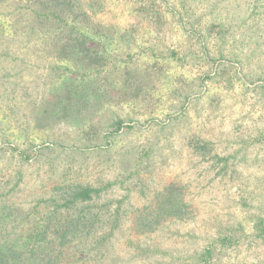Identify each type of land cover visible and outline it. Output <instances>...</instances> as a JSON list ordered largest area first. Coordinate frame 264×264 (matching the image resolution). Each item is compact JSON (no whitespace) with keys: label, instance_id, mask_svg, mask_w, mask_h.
<instances>
[{"label":"rangeland","instance_id":"1","mask_svg":"<svg viewBox=\"0 0 264 264\" xmlns=\"http://www.w3.org/2000/svg\"><path fill=\"white\" fill-rule=\"evenodd\" d=\"M101 1L74 23L103 58L92 71L61 48L70 26L0 1V242L80 184L103 190L98 227L55 264H264V0H150L155 21ZM172 183L190 218L137 232L134 211Z\"/></svg>","mask_w":264,"mask_h":264},{"label":"trees","instance_id":"2","mask_svg":"<svg viewBox=\"0 0 264 264\" xmlns=\"http://www.w3.org/2000/svg\"><path fill=\"white\" fill-rule=\"evenodd\" d=\"M19 1L35 6L37 9L35 14L43 26H59L61 23L66 27L70 26L69 34L63 38L61 46L66 56L73 54L71 58L77 62L79 54H82L80 58L84 61L85 69L91 71L92 67L104 66L103 58L98 57L97 51L91 50L90 45H94L92 39L82 33H73L76 20L82 18L83 22H87L86 17L89 13L95 14L103 9L104 3L101 0H86L82 2L80 8L76 7L75 0ZM135 5L151 21L162 16L150 0H135ZM81 77L71 75L67 79L68 85H73L75 90H78L81 87ZM68 108L70 106L66 104L63 111H69ZM117 126L120 128L121 124L117 123ZM189 146L200 156L206 157L211 154L209 145L198 139L190 140ZM57 190L60 194L59 201L55 198L51 199L52 208L46 207L47 214L44 215L42 225L32 228L25 239L14 241L4 238L0 242V264H55L61 251L71 247L78 240L90 237L96 231L98 226L95 224V219L98 214L93 212L91 205L101 197L102 188L76 184ZM119 209L120 207H117L116 211ZM133 214L135 230L145 234L154 232L166 221L187 220L191 216V211L184 200L182 188L172 183L155 194L152 205L137 209ZM115 227L117 225L113 228Z\"/></svg>","mask_w":264,"mask_h":264}]
</instances>
